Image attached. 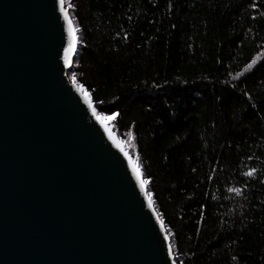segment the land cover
<instances>
[{"label": "trees", "instance_id": "trees-1", "mask_svg": "<svg viewBox=\"0 0 264 264\" xmlns=\"http://www.w3.org/2000/svg\"><path fill=\"white\" fill-rule=\"evenodd\" d=\"M64 5L70 81L111 117L176 264H264V0Z\"/></svg>", "mask_w": 264, "mask_h": 264}, {"label": "water", "instance_id": "water-1", "mask_svg": "<svg viewBox=\"0 0 264 264\" xmlns=\"http://www.w3.org/2000/svg\"><path fill=\"white\" fill-rule=\"evenodd\" d=\"M75 55L60 0H0V264H176Z\"/></svg>", "mask_w": 264, "mask_h": 264}, {"label": "snow or ice", "instance_id": "snow-or-ice-1", "mask_svg": "<svg viewBox=\"0 0 264 264\" xmlns=\"http://www.w3.org/2000/svg\"><path fill=\"white\" fill-rule=\"evenodd\" d=\"M60 2L63 5L64 0H60ZM63 11H64V9L62 8V12ZM65 19H67V15L66 14H65ZM91 107H92V105H91V103H89V108H91ZM93 115L94 116L96 115V112H95L94 109H93ZM110 119H111V117H108V116H97V120L101 123L102 126L105 127V131H107V126H106L105 121L110 120ZM109 138L110 139H113V143H115L117 145V147H120L121 148V151H123L122 146L120 145V143L118 141H115V139L111 136V133H109ZM125 156L127 158V153H125ZM129 165L133 168V172L134 173H137L138 172L137 167L132 164V161L131 160H129ZM141 188L143 190V184L141 185ZM165 239H167V237H165Z\"/></svg>", "mask_w": 264, "mask_h": 264}, {"label": "rangeland", "instance_id": "rangeland-1", "mask_svg": "<svg viewBox=\"0 0 264 264\" xmlns=\"http://www.w3.org/2000/svg\"><path fill=\"white\" fill-rule=\"evenodd\" d=\"M107 122L109 123V120H107ZM107 128H108V131H109V133H110V129H109V127L107 126Z\"/></svg>", "mask_w": 264, "mask_h": 264}]
</instances>
